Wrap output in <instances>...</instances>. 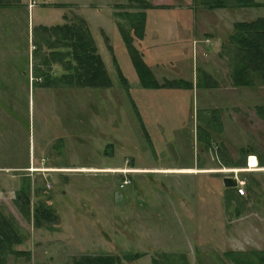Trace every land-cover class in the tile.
Returning <instances> with one entry per match:
<instances>
[{"label": "rangeland", "instance_id": "374dc122", "mask_svg": "<svg viewBox=\"0 0 264 264\" xmlns=\"http://www.w3.org/2000/svg\"><path fill=\"white\" fill-rule=\"evenodd\" d=\"M22 2L0 10V215L18 239L8 250L21 253L0 257L2 264H73L82 256L233 264L228 252L256 263L252 254L264 253V118L257 111L264 85H234L228 48L235 23L264 17V0L245 9L146 0V10L129 0ZM138 12L146 24L133 45L143 62L160 84L183 80L192 89L141 87L122 39L133 23L122 14ZM78 19L89 27L111 88L45 87L35 79L43 52L33 55L34 32ZM251 157L260 170L247 171ZM185 169L197 173H179ZM225 177L245 183L229 204ZM39 204L50 223L34 222Z\"/></svg>", "mask_w": 264, "mask_h": 264}, {"label": "trees", "instance_id": "16d2710c", "mask_svg": "<svg viewBox=\"0 0 264 264\" xmlns=\"http://www.w3.org/2000/svg\"><path fill=\"white\" fill-rule=\"evenodd\" d=\"M129 1V5H131L132 2H137L139 9L146 10L150 7L145 2L146 0ZM228 1L229 0H207L206 4L212 9L228 8L229 6L239 9L262 7L261 4L255 3L254 0ZM122 16L133 20L132 26L130 27L132 34L128 36L127 33H125L122 39L141 87L148 90L181 87L192 89L193 85L183 80H165L163 84L158 82L153 72L143 62L141 55L133 45V37L139 40L143 39L146 24L145 12H138L131 15L122 14ZM37 30H34L35 40L33 41V55L35 54L36 56L41 51L43 52L42 64L37 65L35 72V79L38 77L37 81L39 84L45 87L61 85L66 88L81 89H108L112 87V81L106 71L105 64L97 51L95 42L89 32V27L83 19H78L71 23L67 22L62 25H55L53 27L39 26ZM228 49H230L228 51H230L232 56V80L234 85L236 87H250L257 83L264 85V17L251 22L235 23L233 33L229 36ZM114 60L113 58V61ZM53 67H59L61 69L62 74L60 77L55 78L51 76L50 71H52ZM119 77L125 89L128 91L126 79L120 71ZM206 87L208 88L211 86L207 85ZM132 105L134 107L135 104L132 102ZM257 111L259 114H262L264 118V107H258ZM136 114L139 118L138 113ZM214 117L217 119V116ZM216 121V126L221 128L219 120L217 119ZM141 128L144 129L142 125ZM206 141H210L209 135H206ZM222 165L238 166L239 164L225 161ZM233 191L235 192L236 190L225 189V194L229 195L225 198L228 204L231 199L230 193H233ZM21 193L24 201H22L23 205L28 206L30 202L29 199H27L26 192L22 191ZM35 211L36 213L33 216L35 223L43 219H45L47 223L53 220V216L43 204H39V207ZM15 234L16 232L10 223L0 215V257L9 254L21 255L20 252H15L10 248L8 250L10 245L18 243ZM253 255H255L256 263L249 262V259L243 254L228 252L226 257L229 258L233 264H264V253L261 252L252 254V256ZM135 257L137 256L133 258ZM161 258L169 259V257L165 255H162ZM185 259L184 256H181L182 264H188ZM0 262L2 264V261ZM117 262H119L118 258L113 256H82L74 260L73 264H116ZM152 264L160 263L154 261Z\"/></svg>", "mask_w": 264, "mask_h": 264}, {"label": "bare ground", "instance_id": "6f19581e", "mask_svg": "<svg viewBox=\"0 0 264 264\" xmlns=\"http://www.w3.org/2000/svg\"><path fill=\"white\" fill-rule=\"evenodd\" d=\"M248 168L249 169H247V171H255V170H260L261 169L257 165V161H256V159L254 157H251L249 159V167ZM107 172H110V173H129V172L130 173H139L141 171H139V170L130 171V170H123V169H109V171H107ZM222 172L223 173H240L242 171L241 170H225V169H223ZM179 173H190V174L192 173L193 174V173H197V172H195L194 170H186V171H180Z\"/></svg>", "mask_w": 264, "mask_h": 264}, {"label": "crops", "instance_id": "0c3cea01", "mask_svg": "<svg viewBox=\"0 0 264 264\" xmlns=\"http://www.w3.org/2000/svg\"><path fill=\"white\" fill-rule=\"evenodd\" d=\"M18 4H12L11 2H9V0H0V10L4 12H6L7 10H9V8H12V7H17V6H21V7H25V4H23L22 0H20L19 2H17ZM3 9V10H2ZM12 9H17V8H12ZM57 167H51L49 168L50 170H57L56 169ZM64 169H66L65 167H63ZM186 170H189V169H185V170H182V171H186ZM202 172H207L206 169H202Z\"/></svg>", "mask_w": 264, "mask_h": 264}, {"label": "water", "instance_id": "95a60500", "mask_svg": "<svg viewBox=\"0 0 264 264\" xmlns=\"http://www.w3.org/2000/svg\"><path fill=\"white\" fill-rule=\"evenodd\" d=\"M225 189H234L237 187V180L233 177H225L222 180Z\"/></svg>", "mask_w": 264, "mask_h": 264}, {"label": "built area", "instance_id": "2783aa9c", "mask_svg": "<svg viewBox=\"0 0 264 264\" xmlns=\"http://www.w3.org/2000/svg\"><path fill=\"white\" fill-rule=\"evenodd\" d=\"M237 181H238L237 192H238L239 194L243 195V194H244L243 186H244L245 183H244L243 181H240L239 179H237ZM124 184H125V185L128 184V181H127V182H124Z\"/></svg>", "mask_w": 264, "mask_h": 264}]
</instances>
